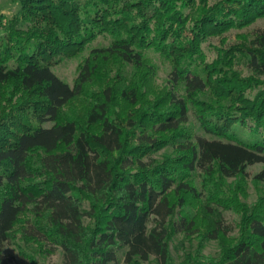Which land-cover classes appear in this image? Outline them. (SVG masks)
Masks as SVG:
<instances>
[{
	"label": "trees",
	"instance_id": "trees-1",
	"mask_svg": "<svg viewBox=\"0 0 264 264\" xmlns=\"http://www.w3.org/2000/svg\"><path fill=\"white\" fill-rule=\"evenodd\" d=\"M14 2L0 16V264L8 245L32 264H175L180 234L197 240L180 264H264V169L245 202L247 169L264 166V30L226 36L264 20V0ZM99 38L71 85L54 74Z\"/></svg>",
	"mask_w": 264,
	"mask_h": 264
},
{
	"label": "rangeland",
	"instance_id": "rangeland-1",
	"mask_svg": "<svg viewBox=\"0 0 264 264\" xmlns=\"http://www.w3.org/2000/svg\"><path fill=\"white\" fill-rule=\"evenodd\" d=\"M210 3L215 2L216 0H209ZM19 10V5L14 2V0H0V16L4 15L6 17H11L14 14H16ZM264 30V20H259L255 24H253L250 28L243 31H236L231 32L227 34V44L232 45L236 41H238L237 34H247L248 36H251L258 31ZM212 45L219 46L220 41L219 39H211L209 41ZM109 44V40L99 38L97 41L92 43L88 49L81 55L71 58V59H64L58 64H54L52 66V71L56 76H58L61 80L68 83L69 85L72 84L74 78L76 77L77 73V67L79 63L82 61L84 57L88 55V52L90 49L94 47H100V46H106ZM204 50L208 56L209 61H212L216 55L214 49L209 47L207 45L204 47ZM155 63L160 66L159 71V80L158 83L160 85L165 84L166 78L168 75V69L166 66H162V63L155 58ZM235 132L237 135L240 136L241 139L248 140L247 134L243 133L242 130L238 127H235ZM201 136L202 133H201ZM264 169V166L262 165H254L250 166L246 171V186H247V193L248 197L246 199V203L248 205H252L258 197V191L256 189V186L253 183V178L255 175L260 173ZM237 182V179H232L229 181V183H232L233 185ZM224 222L230 227V232L233 235L237 234V228L235 227V220H237L236 216L230 212L224 213ZM197 240L195 237L193 239H186L183 235H178L176 238H174L171 242V256L175 264H180V262L183 260L184 254L187 252H192L197 247ZM218 245L214 241L207 242L202 249V254L206 257H216L218 255ZM30 253V252H29ZM5 255L8 256V258L11 261V264H32L28 259H25L15 248L13 245H8L5 248ZM35 264H63L61 254L58 252L53 253L50 256H42V255H36L35 257ZM146 264H155L153 262H149Z\"/></svg>",
	"mask_w": 264,
	"mask_h": 264
}]
</instances>
